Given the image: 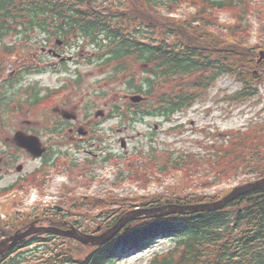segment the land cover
Returning <instances> with one entry per match:
<instances>
[{
    "label": "trees",
    "instance_id": "16d2710c",
    "mask_svg": "<svg viewBox=\"0 0 264 264\" xmlns=\"http://www.w3.org/2000/svg\"><path fill=\"white\" fill-rule=\"evenodd\" d=\"M98 1L0 0V38L9 32L37 31L49 34L51 40L68 42L78 37L79 41H86V46H94L96 54L88 63L108 66L110 78L124 75L127 93L145 98L139 104H113L107 119L119 118L128 124L148 117L170 121L176 114L191 109L224 76L238 85L229 98H224L231 106L262 105L264 60L259 62V50L264 51V0H135L131 4L121 0L113 5H98ZM185 5L196 13L183 19L170 17ZM222 13H231L235 23L229 27L220 24ZM254 22L261 26V36L252 46L246 41ZM99 95L106 94L102 91ZM261 116L258 114L245 130H231L229 139L211 154L212 161L218 156L219 168L226 162L225 166H230L235 175L245 173L250 181L264 178ZM187 158H191L186 160L189 164L200 161L198 154ZM171 162L177 165L173 166L175 169L181 167L173 157ZM118 177V182L124 179ZM218 199L174 194L141 200L137 207L185 206ZM105 204L120 210L113 212ZM127 205L136 208L123 200L79 198L63 212L57 208L38 211L43 216L50 214L57 222L69 219L82 229L86 219L80 210L98 207V217L103 219L97 227L106 230L131 211ZM11 224L0 218V241L18 229ZM84 230L92 232L88 227ZM161 239L172 240L173 246L155 255L148 264H264V188L249 192L218 211L135 220L99 247L54 234L34 236L7 252L0 264H118L125 253H143Z\"/></svg>",
    "mask_w": 264,
    "mask_h": 264
},
{
    "label": "rangeland",
    "instance_id": "374dc122",
    "mask_svg": "<svg viewBox=\"0 0 264 264\" xmlns=\"http://www.w3.org/2000/svg\"><path fill=\"white\" fill-rule=\"evenodd\" d=\"M120 1L100 0L98 2L101 4L111 2L113 5L117 2L120 4ZM134 1L126 0L130 4ZM195 13L194 8L185 5L174 16L177 19H183L188 14ZM219 23L229 27L235 23V19L231 13H223L219 16ZM259 27L261 26L254 22L253 31L248 35L246 41L249 45L253 46L258 42L261 36L258 32ZM43 38L42 35L34 37L35 40L30 41L29 48L20 47L21 52L18 51L16 54L0 51L1 75L6 77L12 69L17 68V62L16 64L13 62L18 58L21 59L18 62L21 65H24L27 60L25 62L27 66L35 64V61L42 60L43 63L48 60L47 55H43L39 47L32 44L36 43L34 42L36 40H44ZM14 43L20 44L13 37L6 41V44L11 48L14 47ZM85 45L86 41H79L78 37L68 41L67 44L62 45L61 50L65 58H70V62H67L63 67L45 70L43 74L34 76L33 73H30L25 78L24 86H17L18 88L10 91L12 93H9L8 96L16 101L8 109L0 106V155L1 152L8 151L4 145L5 141L7 138L14 137L17 130H30L40 134L44 129L60 120L56 115H53V109L57 108V105L62 106L59 101L63 102L66 99L68 102L70 100L71 106L67 111L74 112L81 117L80 121L90 105L93 106L91 108L92 120H95L94 117L99 111H104L107 118L112 111L113 104L121 106L130 102L127 97L130 94L127 93V88L124 86L127 80L125 76L119 74L110 78L112 75H110L108 66L98 67L95 64H89L88 61L94 58L96 49L89 45L84 47ZM33 88V94L39 90L40 94L37 98L44 99L39 105L37 104L38 106L23 105L19 98H29ZM237 89V83L229 76H224L193 108L173 116L170 121L148 117L128 124L119 118L97 119V134L93 136L91 128L88 130L91 140L101 138L102 142L96 140L79 150L70 147L69 152L74 158H69V160H76L77 167H73L74 164L65 163L64 157L57 163L59 171L68 175L70 179L67 188L62 186L57 190L62 195L59 205L63 206L67 202L65 207L70 209V205L74 201L76 202L80 195L86 196L87 193L93 192L98 200H110L111 202L123 200V203L135 204L136 207L135 209L132 208V205H127L126 209L137 210V203L141 200H150L156 196L169 198L174 194L181 196L199 194L222 198L234 187L250 181V177H247L245 173L233 174L230 166H225L226 162L224 163L225 168H219L216 161L218 156H214L215 160H211V154L218 152L219 146L229 139L228 134L231 133V130H245L250 122L258 117V114L264 117V111H262L264 109V91L261 93L262 105L248 103L242 106H231V103L225 101L224 98H229ZM102 91L106 94L104 97L99 95ZM76 101L81 104L73 105L72 102ZM52 105L54 106L52 107ZM9 152H11L10 149ZM110 154H115L116 158L109 160ZM191 154H198L200 161L193 164L186 162L187 159L188 161L191 159L187 158ZM171 157L180 161L181 167L175 169L173 166L177 165L174 162V165L172 162L170 163ZM39 163L30 162L29 169L36 168ZM163 168L165 170L161 171ZM11 169L12 172L5 176H3L6 173L5 169L0 172V189L10 186L21 175L16 172L14 167ZM221 172L223 173L221 174ZM57 174H59L58 170L53 171L51 174L53 177H50L45 183H43L44 178L50 175V171L43 175H35L32 182H27L23 193L20 192L18 186L16 187L19 189L13 192L0 191V218L4 220L5 224L13 222L14 225H11L16 228L31 218L27 222L28 225L33 221V217L29 216L37 213L35 215L41 214L40 218L44 221L35 224V226H49L45 223L49 217L45 219L42 211L40 213L38 209L42 210L47 206L43 203L42 192L53 191L52 186L57 185L54 180ZM120 175L124 179L118 182L117 178ZM206 181H209L208 184H205ZM202 183L205 185L215 184L206 187ZM35 189L39 190L37 201L43 203L42 206H37L38 203H35L31 198L30 193ZM105 205L113 212L120 210L118 206ZM97 209L98 207L95 210L85 207L80 210L84 220L86 219L84 225L91 231L102 224L103 218L98 217L100 209ZM131 213L129 212L128 215ZM128 215L124 214V217ZM173 243L172 240L161 239L145 249L143 253L139 251L125 253L118 259V264H148L155 255L168 251Z\"/></svg>",
    "mask_w": 264,
    "mask_h": 264
},
{
    "label": "flooded vegetation",
    "instance_id": "af4514ba",
    "mask_svg": "<svg viewBox=\"0 0 264 264\" xmlns=\"http://www.w3.org/2000/svg\"><path fill=\"white\" fill-rule=\"evenodd\" d=\"M42 35L44 37V40L41 41H34L36 43L34 44L35 47H39L43 55H47L46 57L48 60L43 61H35V64H28L21 65V63H18L21 59L18 58L13 63L16 64L17 62V68L12 69V71L8 74V84L5 87V91L7 93L8 98H4L5 94L0 98V101L10 100L12 102H15L16 99L11 98L9 93L11 90L18 88L20 86H24L26 82V76L29 75L28 73H33V75H39L43 74L45 70H51L54 68H58L60 66H65L68 61H61V58L64 57L62 53V45L67 44L68 42L64 39L60 38H53L52 40L49 38L50 35L47 33H40L37 31H18V32H9L7 34H3V36L0 38V51L4 53H18L21 52L20 47L23 48H29L30 41L35 40L34 37ZM13 37L16 42L20 43L19 45L14 43V47H10L8 44H6V41ZM69 45V44H68ZM33 46V47H34ZM43 46V47H42ZM32 47V48H33ZM46 47V48H45ZM86 47V45L84 46ZM30 48V49H32ZM64 48V47H63ZM55 51L58 55L61 56L58 57L54 52L51 53L50 51ZM29 62V61H28ZM21 67H18L20 66ZM30 68L29 72H26L27 69ZM18 86V87H17ZM3 89V88H0ZM27 98L20 99L21 101H25ZM30 99V98H29ZM39 101H41L43 98H38ZM84 100V99H83ZM62 103V106L57 105V108L53 109V115H56L60 120H58L55 124H53L50 127H47L44 129L40 134L30 131V130H17L15 132V136L11 138H7L5 141V148H7L8 151L1 152L0 155V172H2L4 169L6 173L3 174L5 176L8 173L12 172V167L18 172L19 175L16 178V181H14L13 184L10 186H6L2 189L6 188H15L11 190L12 192L15 190H18L20 188V192H24L26 189V184L29 181H33L32 179L35 178V175H43L45 172H48L50 169V164L52 166L58 162L59 159L63 157L68 158H74L73 155L69 152V148L73 147L79 150L82 147H85L87 145H90L93 143L94 140H91L90 137V131L88 128H91V134H93L94 123L96 124V119L92 120L91 113H85L83 114V119L80 121L78 115L75 114V117L72 120H68L64 117V115L69 112L67 111L68 107L71 106L70 100ZM72 104L80 105L81 102L76 101L72 102ZM16 106V105H14ZM74 114V112H73ZM17 133H23L26 136H36L40 139L42 148L44 149V152L41 157L34 158L33 155L27 150L22 148L17 144V141L15 140V137ZM94 136V134H93ZM92 136V137H93ZM94 139V138H93ZM66 148V150H63ZM9 149L11 152H9ZM15 150V152H13ZM30 162H40L39 166H37L34 169H29ZM7 166V167H6ZM18 186V187H16ZM0 189V191L2 190ZM10 191V192H11ZM65 226H67L68 221H64ZM7 262V261H6ZM4 263V262H3ZM2 263V264H3ZM6 264V263H5Z\"/></svg>",
    "mask_w": 264,
    "mask_h": 264
},
{
    "label": "water",
    "instance_id": "95a60500",
    "mask_svg": "<svg viewBox=\"0 0 264 264\" xmlns=\"http://www.w3.org/2000/svg\"><path fill=\"white\" fill-rule=\"evenodd\" d=\"M262 58H264V53H261ZM261 58V59H262ZM131 101L134 103H140L143 101L142 96H133ZM98 116H104L102 112ZM67 118H72L70 115H66ZM17 144L24 149H27L34 157H40L44 150L41 148V143L38 138L34 136H26L22 133H18L15 137ZM264 188V179L250 183L244 186H240L234 189L228 196L222 200L210 203V204H198V205H166L157 207L150 210H142L139 212H133L130 215L122 218L113 228L107 230L101 235H88L80 232L76 228H70L69 230H63L58 227H41L35 226L36 223L29 225L28 227L19 230L14 235L2 240L0 242V256L4 255L8 250L26 240L34 235H39L43 233H53L60 236L70 237L76 239L83 243L84 245L90 246H101L113 239L125 226V224L132 219L142 218V217H165L169 215L184 214V213H202L207 211H215L222 209L227 206L230 202L241 197L247 192L254 191L257 189Z\"/></svg>",
    "mask_w": 264,
    "mask_h": 264
}]
</instances>
